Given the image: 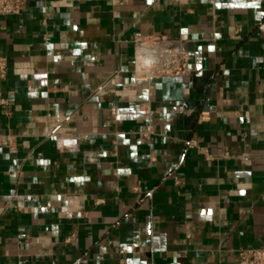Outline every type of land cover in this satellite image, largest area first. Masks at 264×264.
<instances>
[{
  "label": "crops",
  "instance_id": "0c3cea01",
  "mask_svg": "<svg viewBox=\"0 0 264 264\" xmlns=\"http://www.w3.org/2000/svg\"><path fill=\"white\" fill-rule=\"evenodd\" d=\"M0 54V264L264 245V0H29Z\"/></svg>",
  "mask_w": 264,
  "mask_h": 264
},
{
  "label": "built area",
  "instance_id": "2783aa9c",
  "mask_svg": "<svg viewBox=\"0 0 264 264\" xmlns=\"http://www.w3.org/2000/svg\"><path fill=\"white\" fill-rule=\"evenodd\" d=\"M29 0H0V17L8 15H17L22 13L28 5ZM189 52L182 48L180 49L177 60L169 67H166L159 72L164 75L181 76L188 71L189 68ZM8 72V59L5 55L0 54V81L5 79ZM116 109H112V113H115ZM209 117L207 111L200 113V119H207ZM156 131L153 125L150 123L146 129L141 132L143 137H150L155 134ZM186 144L190 147H196L202 150L195 139L185 140ZM122 253L125 252L121 249ZM237 255L241 264H264V245L258 247H242L238 249ZM121 264H126L122 262Z\"/></svg>",
  "mask_w": 264,
  "mask_h": 264
},
{
  "label": "snow or ice",
  "instance_id": "6c2138e0",
  "mask_svg": "<svg viewBox=\"0 0 264 264\" xmlns=\"http://www.w3.org/2000/svg\"><path fill=\"white\" fill-rule=\"evenodd\" d=\"M149 2H151V0H149Z\"/></svg>",
  "mask_w": 264,
  "mask_h": 264
}]
</instances>
